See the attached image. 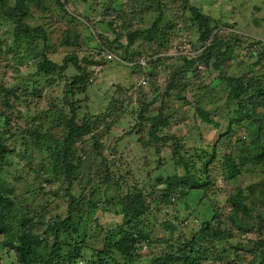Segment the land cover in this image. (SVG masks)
Wrapping results in <instances>:
<instances>
[{"label": "trees", "instance_id": "16d2710c", "mask_svg": "<svg viewBox=\"0 0 264 264\" xmlns=\"http://www.w3.org/2000/svg\"><path fill=\"white\" fill-rule=\"evenodd\" d=\"M50 1L14 0L11 3V0H0V24L10 23L11 28L5 31L12 33L11 42H1L5 47H0V59L14 55L18 61L32 60L34 74L47 79L58 76L60 80L71 65L76 70L65 77L62 108H56L59 116L51 119L63 125L57 130L42 131L41 124L32 131L15 129L7 115L9 97L15 92L0 87V93L5 94L2 100L5 109L0 111L3 127H0V264H264V233H261L264 232V40L232 33L228 29L232 23L203 13L190 0L129 1L130 9L123 4L121 10L110 6L102 13L107 16L99 22H92L91 16L80 12L81 17L92 22L90 30L97 36L99 46L93 47L95 55L79 58L77 51L72 50L57 62L48 55V35L44 27L27 22L31 3L45 5ZM68 3V0H55L48 12L58 11L71 19L77 18L67 9ZM165 3L171 6L180 3L176 8L177 21L165 11ZM126 12L140 19L152 12L156 15L147 19L145 26L134 28L130 27L135 24L131 19L119 24ZM98 23L118 27L107 45L103 42L104 35L98 32ZM83 28L87 27L83 25ZM182 32L188 36H183ZM123 34L127 37L125 46L120 42ZM139 37L143 40L141 50L149 49L145 53L137 50L129 57L128 48ZM182 38L192 53L181 52L178 48L184 43ZM175 39L176 45L173 44ZM80 40L83 38L75 31H66L61 44L79 47ZM175 48L179 50L170 54ZM104 50L116 53L119 58L115 57L125 64L136 62L146 54L149 58L146 65L150 68L141 72L150 80L156 78L159 63L172 60L164 95L171 89H185L189 84H196L199 89L208 88L200 82L201 74L219 70L228 62L229 66L209 86L224 79L232 88L233 96L224 105L226 124L219 134V139L229 140L222 147L216 142L204 147L192 146V156H186L184 152L189 149L185 147L184 136L158 134L160 126H167L169 120L162 113L145 117L149 109L144 104L134 125L137 132L131 133L138 135L146 151H152L155 165L150 166L144 157V175L124 168L123 164L121 168L118 160L113 159L114 148H111L114 152L111 157L104 155L108 148L101 143L102 133L97 136L94 132L96 123L90 119L77 123L81 105L76 95L87 91L92 67L102 64ZM135 67L142 68L138 64ZM227 70H231L230 74ZM195 115L202 123L222 127L209 110L197 106ZM18 136L22 144L31 147L27 166L38 179L33 188L24 190L33 196L23 202L17 200L12 188H7L1 178ZM43 152L48 156L42 157L38 166L30 165L35 153ZM167 153L174 171L152 179L153 170L165 165ZM235 153L236 158L233 157ZM217 162L224 165L223 173L230 177L243 176L246 170L241 169L250 164L259 168L261 176L259 174L245 188L238 186L233 191L226 190L224 204L209 201L206 207L209 216L201 226L186 234L181 228L183 219L167 208L181 197L188 200L195 196L198 203L200 194L203 195L200 200H204L212 186L220 187L216 182ZM59 191L63 193L60 195ZM57 201L67 208L48 216L49 209L58 207ZM99 207L120 217V221H113L106 227L99 225L94 216ZM155 213L164 214L165 218L158 224L167 234H153L147 218L154 217ZM254 227H257V234L247 237ZM144 247L155 251L144 254Z\"/></svg>", "mask_w": 264, "mask_h": 264}, {"label": "rangeland", "instance_id": "374dc122", "mask_svg": "<svg viewBox=\"0 0 264 264\" xmlns=\"http://www.w3.org/2000/svg\"><path fill=\"white\" fill-rule=\"evenodd\" d=\"M13 1L11 0V3ZM129 1L140 2L141 0H68L67 9L77 16L75 19H71L68 14L64 16L62 12L57 11L54 14L48 12L55 5V0L45 5H42V3H31L29 5L30 18L27 19V22L30 25L44 27L48 35V55L54 61L60 62L72 50L77 51L79 58H82L83 55L94 57L96 50L93 47L99 45H97L98 41L95 32L90 30L92 22H99V20L106 17L107 14L102 13L110 6L121 10L120 5L123 4L126 9H130ZM190 3L216 20L232 23L233 26L228 27L232 33L253 36L264 40V0H190ZM165 5H167L165 11L171 15L174 21H177L176 8L180 7V3H175L172 6L165 3ZM80 12L91 16L92 22H88L81 17L79 15ZM127 12L122 15L118 22L120 24L124 20L123 22L128 23L131 19L135 24L130 25V27L134 26V28L138 25L145 26L147 19H152L156 15L155 12H152L140 19V16H132ZM83 25L87 28L84 29ZM7 27L9 30L11 24H0V47L2 48L5 47L1 44L2 41H12V33L5 31ZM98 27V32L104 35V45H107V41L115 37L118 27L114 24L108 27L100 23H98ZM66 31H75L76 35L83 38V40H80L79 47L61 44ZM182 34L183 36H188L185 32H182ZM181 40L184 42L178 47L182 50L181 52L192 53L193 51L189 44L185 42V39L182 38ZM142 41V37H139L128 48L129 57L137 50L145 53L149 49L147 47L145 50H141L140 43ZM120 42L124 46L127 44V37L124 34L121 35ZM177 42L175 39L173 44L176 45ZM177 49H172L170 54H175ZM121 51L123 52L124 50L121 49ZM107 53L114 54L113 58L109 59ZM115 56L118 57L116 53L104 50L101 54L102 64L92 67V77L87 91L76 95V98L80 99L81 105L77 123L81 124L83 119H90L94 124L96 123L97 127L94 132H96L97 136L102 133L100 137L101 143L108 148L104 151V155L111 157L110 154L112 155L115 152L113 159L118 160L117 163L121 168L123 164L124 168L130 169L135 173L140 172L139 174L141 175H144L142 165L144 157L151 163H149L150 166L155 165V159L151 155L153 154L152 151H146L142 147L141 142L138 141V135L131 133L137 132L134 125L137 123L139 111L144 104L148 105L149 109V112L145 113V117L151 118L162 113L163 117H167L169 120L167 126H160L158 134L184 136L185 147L189 149V151L184 152L186 156H192L194 151L190 148L195 145L204 147L216 142L218 146L222 147V144H225L227 139H219V134L224 130V124H226L227 114L225 113L226 107L224 105L227 99L233 96L232 88L224 79L217 80L216 85L211 87L209 84L222 70L224 72V69L229 66L228 62L224 63L219 70L212 69L201 74L202 79L200 82L208 85V88L199 89L196 88V84L193 86L189 84L185 89H171L164 95L169 76L168 66L172 64V60L169 59L159 63L156 69V78L150 80L145 73L141 72V70L146 72L150 68L146 63L145 65L142 64V61L147 62L146 60L149 59H147L146 54H143L136 62L132 61L126 64ZM251 60L254 61L255 58ZM248 62L251 61L248 60ZM136 64L142 66V68H136ZM82 65L89 69L86 64L83 63ZM199 69L203 70L202 65H199ZM75 71L71 65L65 70V76L60 78V80L57 79L59 78L58 76L47 79L34 74L35 65L32 60L18 61V58H15L14 55L7 59H0V87L12 89L15 92V95H10L9 97L10 110L7 113L12 119V123L14 122V128L19 131H24L25 129L32 131L41 124V130L45 131L47 128L57 130L58 127H63L61 123L55 124L51 119L55 118L56 120V117L59 116V113H56V108H62L61 99L65 77L74 74ZM227 71L230 74L231 70ZM142 81L145 83H142ZM116 86L121 88L117 89ZM4 96L5 94L0 93V111L5 109L2 102ZM85 97L87 98L85 99ZM121 105L122 108H120ZM197 106L209 110L222 127L202 123L198 115H195ZM63 110L65 112L68 111L67 108ZM52 111H55V114ZM147 124L151 125L149 122ZM0 127L3 128L2 118H0ZM145 131L147 132L148 128H145ZM146 135L148 134L146 133ZM14 140H16L13 143L14 152L9 157L5 170L1 173V178H4V185L7 188H12L17 200L23 202L24 200H30L33 196L31 192L25 193L24 190L33 188L34 184L38 183V179L34 178V173L27 166V157L31 153L29 149L31 147L22 144L19 136ZM232 141H234V138ZM79 142H77L78 146L80 145ZM111 148H114V152H111ZM168 155L167 153L165 165L153 170L152 179L154 177H156L154 179H157L159 175L171 174L174 171ZM46 156H48V153H35L30 165L38 166L42 157ZM233 157L236 158V153ZM120 160L122 163L119 162ZM126 162L127 164H125ZM179 167L182 169V166ZM217 167L219 174L216 182L220 187L212 186L213 188L209 189L208 196L204 200L203 198L200 200L201 196H203L200 194L197 197L198 203H196L195 196L189 197L188 200L181 197L175 201V204H169L167 208L172 214L178 213L183 219L181 228L186 231V234H189L192 231L191 229L201 226L202 222L209 216L210 213L206 210L209 201L215 202L217 200V202L224 204V192L226 190L233 191L238 186L245 188V185L258 178L259 174L261 176L259 168L251 164L241 169L246 170V174L236 177L224 174L223 164L217 162ZM249 172H252L253 175L249 174ZM17 177L19 178L16 179ZM218 192H220L219 195H217ZM62 193L63 191H59L58 194L61 195ZM57 202H59L58 207L52 210L49 209L47 212L48 216L53 215L55 212L61 213L67 208L66 204L60 201ZM94 216L97 219V223L103 227L108 226L113 221H120V217L112 212L103 211L100 207L96 210ZM164 218V214L161 213H155L154 217L147 218L150 227L153 229V234L156 236L168 233L164 228H160L158 224ZM93 223L95 222L93 221L92 225ZM256 229L257 227L251 229L246 234L247 237H254L257 234ZM261 233L263 234L264 232ZM142 250L144 254L149 252L153 254L155 251L147 247Z\"/></svg>", "mask_w": 264, "mask_h": 264}, {"label": "built area", "instance_id": "2783aa9c", "mask_svg": "<svg viewBox=\"0 0 264 264\" xmlns=\"http://www.w3.org/2000/svg\"><path fill=\"white\" fill-rule=\"evenodd\" d=\"M107 57L109 58V59H111V58H113V54H111V53H107ZM145 61H142V64L143 65H145ZM142 83H145L144 81H142Z\"/></svg>", "mask_w": 264, "mask_h": 264}, {"label": "clouds", "instance_id": "9594fccd", "mask_svg": "<svg viewBox=\"0 0 264 264\" xmlns=\"http://www.w3.org/2000/svg\"><path fill=\"white\" fill-rule=\"evenodd\" d=\"M112 54V53H111ZM112 59V58H111Z\"/></svg>", "mask_w": 264, "mask_h": 264}]
</instances>
